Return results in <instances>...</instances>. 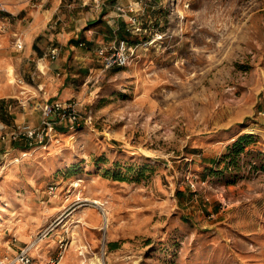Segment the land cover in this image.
Returning <instances> with one entry per match:
<instances>
[{"label": "rangeland", "instance_id": "obj_1", "mask_svg": "<svg viewBox=\"0 0 264 264\" xmlns=\"http://www.w3.org/2000/svg\"><path fill=\"white\" fill-rule=\"evenodd\" d=\"M161 1L77 126L0 156V260L264 264V0Z\"/></svg>", "mask_w": 264, "mask_h": 264}, {"label": "crops", "instance_id": "obj_2", "mask_svg": "<svg viewBox=\"0 0 264 264\" xmlns=\"http://www.w3.org/2000/svg\"><path fill=\"white\" fill-rule=\"evenodd\" d=\"M117 5L126 12L115 11ZM164 7L161 0H36L12 10L0 2V156L39 147L9 134L23 122L40 124L38 103L81 97L97 50L121 39L138 43L147 17L154 26Z\"/></svg>", "mask_w": 264, "mask_h": 264}, {"label": "built area", "instance_id": "obj_3", "mask_svg": "<svg viewBox=\"0 0 264 264\" xmlns=\"http://www.w3.org/2000/svg\"><path fill=\"white\" fill-rule=\"evenodd\" d=\"M133 9V6L128 7V11H133ZM116 10L121 14L126 12L121 5H117ZM17 46L21 47L22 45L17 43ZM135 46H137V44ZM57 50L56 47L50 50V56L52 58L57 55ZM133 50L134 47H132V44L126 39H121L109 47L99 48L97 54L105 67L126 66L133 59ZM79 104V100L74 97L67 102L53 100L51 102L38 103V107L43 114L40 124L33 125L28 122L18 124L10 132L9 137L11 139L24 137L31 142L38 141L39 143H48L56 136L57 132L55 125L57 120L63 122V120L67 119L72 126H77L79 124L81 116ZM87 121L88 119L86 117L85 122L87 123ZM49 189L51 191L54 190V185L50 184ZM40 239L41 238H36L34 242L22 247L14 256L0 260V264H30L32 261L31 249L34 247L36 241ZM58 247L61 253L66 249V244L60 241Z\"/></svg>", "mask_w": 264, "mask_h": 264}, {"label": "bare ground", "instance_id": "obj_4", "mask_svg": "<svg viewBox=\"0 0 264 264\" xmlns=\"http://www.w3.org/2000/svg\"><path fill=\"white\" fill-rule=\"evenodd\" d=\"M100 207H101V206H100ZM105 221H106V223H107V225H108V222H109V216L107 215L106 211H105Z\"/></svg>", "mask_w": 264, "mask_h": 264}, {"label": "trees", "instance_id": "obj_5", "mask_svg": "<svg viewBox=\"0 0 264 264\" xmlns=\"http://www.w3.org/2000/svg\"><path fill=\"white\" fill-rule=\"evenodd\" d=\"M239 142H236L235 145L237 146Z\"/></svg>", "mask_w": 264, "mask_h": 264}]
</instances>
